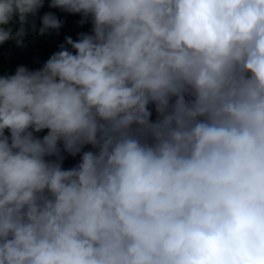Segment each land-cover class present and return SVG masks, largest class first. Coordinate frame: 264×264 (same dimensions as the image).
Returning a JSON list of instances; mask_svg holds the SVG:
<instances>
[{
	"label": "clouds",
	"instance_id": "clouds-1",
	"mask_svg": "<svg viewBox=\"0 0 264 264\" xmlns=\"http://www.w3.org/2000/svg\"><path fill=\"white\" fill-rule=\"evenodd\" d=\"M45 5L91 27L0 75V264H264V0H0V46Z\"/></svg>",
	"mask_w": 264,
	"mask_h": 264
},
{
	"label": "trees",
	"instance_id": "trees-1",
	"mask_svg": "<svg viewBox=\"0 0 264 264\" xmlns=\"http://www.w3.org/2000/svg\"><path fill=\"white\" fill-rule=\"evenodd\" d=\"M48 11H53L63 21L59 33L57 34L55 30H49L44 35H40V24L37 20L36 31H29L22 47H17L12 41L0 46V75L14 74L16 68L21 65L28 67L30 70L39 69L58 50L59 45L64 42L65 36H71L75 40L78 33L90 31L91 26L81 25V18L78 15L60 13L58 10L49 9L47 5L41 10L40 15ZM43 134L46 133L40 135ZM77 160L78 158L69 157L65 161L64 167L72 166Z\"/></svg>",
	"mask_w": 264,
	"mask_h": 264
}]
</instances>
